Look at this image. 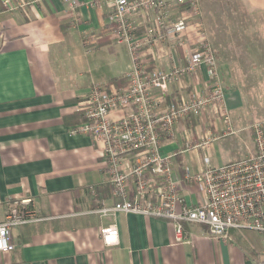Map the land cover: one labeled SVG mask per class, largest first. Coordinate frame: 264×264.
<instances>
[{
    "label": "crops",
    "instance_id": "1",
    "mask_svg": "<svg viewBox=\"0 0 264 264\" xmlns=\"http://www.w3.org/2000/svg\"><path fill=\"white\" fill-rule=\"evenodd\" d=\"M70 1L0 0V221L10 201L26 197L33 199L39 217L11 229L9 238L15 247L0 254V264H251L259 260L261 251L248 253L230 239L236 229L219 239L211 237L204 225L182 223L185 235L178 240L171 220L94 212L114 202L106 164L89 137L71 134L69 128L80 121L77 102L93 84H126L131 55L114 39L109 0L98 4L74 0L73 8ZM166 1L173 16H179L182 7L175 0ZM221 1L226 12L216 15L213 10L219 0H200V15L189 17L181 35L186 47L176 43L179 37L168 38L159 47L169 49L170 55H163L158 64L164 70L186 64L187 49L199 46L201 40L199 22L214 46L234 134L246 132L251 151V124L246 122L250 111L245 96L234 87L255 77H242L237 64L231 71L220 62L223 39L217 41L220 26L215 23L234 39L247 37L253 54H264V0ZM236 2L253 13L229 12ZM131 21L135 37H142L149 18L138 15ZM148 49L144 44L146 62L153 66ZM197 80L198 88L206 89L204 67ZM193 86L194 76L184 75L172 84L165 102L178 100ZM223 126L206 111L179 121L174 135L162 139L161 150L172 156L175 179L187 204L194 203L197 195L194 186L182 180L183 168L197 172L209 165L206 150L216 151V141L224 136L207 148L199 145L200 139L215 135ZM111 224L118 231L117 243L107 245L101 230Z\"/></svg>",
    "mask_w": 264,
    "mask_h": 264
},
{
    "label": "built area",
    "instance_id": "2",
    "mask_svg": "<svg viewBox=\"0 0 264 264\" xmlns=\"http://www.w3.org/2000/svg\"><path fill=\"white\" fill-rule=\"evenodd\" d=\"M109 1L108 19L114 39L126 45L131 55L126 84H93L77 102L80 121L69 128L71 134L89 137L106 164L114 202L97 207L94 212L100 216L127 212L171 220L178 240L185 235L182 223L204 225L213 238H227L231 229L252 230L264 237V119L250 125L254 147L244 157L219 166L208 165L197 172L183 168L182 180L196 189L194 203L187 204L181 196L172 156L161 150L162 139L174 135L179 121L199 117L206 111H211L224 128L202 137L201 147L207 148L213 140L235 132L225 105L217 60L199 22L196 28L201 40L199 46L187 49L186 64L170 70L158 64L163 55H170L169 49L159 47L168 38L179 37L176 43L186 47L181 35L188 27L189 17L200 15V0H175L182 7L177 17L166 0ZM76 5L70 1V7ZM138 15L149 18L142 26V37H135L131 21ZM144 44L149 46L153 66L146 62ZM203 67L208 84L201 91L197 75ZM184 75L194 76L190 92L176 101L165 102L172 84ZM189 141L187 137L186 144ZM9 204L0 221V254L15 247L9 238L12 228L39 219L32 198ZM117 232L113 224L103 228V242L116 244ZM251 264H264V250L260 259Z\"/></svg>",
    "mask_w": 264,
    "mask_h": 264
},
{
    "label": "rangeland",
    "instance_id": "3",
    "mask_svg": "<svg viewBox=\"0 0 264 264\" xmlns=\"http://www.w3.org/2000/svg\"><path fill=\"white\" fill-rule=\"evenodd\" d=\"M238 3L240 2L234 3L233 7L229 9V12H232L231 9H233L235 13H253V11L245 5L239 6ZM223 9H225V11ZM213 12L216 15L226 12L224 2H220L219 0ZM215 24L216 27L220 26L217 33V41L222 43L221 41L223 39L222 51L219 54L220 62H226V68L231 71H234L237 64V66L241 67L243 73L242 77H255L254 81H242L245 85L234 87L245 96L243 98L250 111L246 122L252 124L256 120L264 119V54H253L249 46H247V41L249 40L247 37L234 39L229 33H224V31H222L221 23H219V25L217 23ZM250 24L252 25V23ZM251 33L252 32H245V34ZM208 43L214 52L212 41L210 43L208 40ZM258 58H260V62ZM216 145V151L211 149L206 150L205 156H208V164L210 166L221 165L230 159L237 160L249 153V139L247 138L246 132L224 136L220 138L218 142L216 141ZM232 232L233 234L230 236V239L248 253L255 252V254H258L260 251L264 250V237L255 231L233 230Z\"/></svg>",
    "mask_w": 264,
    "mask_h": 264
},
{
    "label": "trees",
    "instance_id": "4",
    "mask_svg": "<svg viewBox=\"0 0 264 264\" xmlns=\"http://www.w3.org/2000/svg\"><path fill=\"white\" fill-rule=\"evenodd\" d=\"M113 81H115V80H113Z\"/></svg>",
    "mask_w": 264,
    "mask_h": 264
}]
</instances>
